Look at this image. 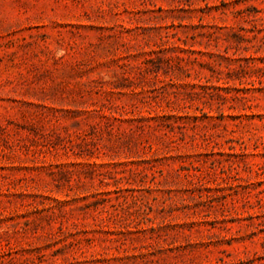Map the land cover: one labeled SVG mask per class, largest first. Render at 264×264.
I'll return each instance as SVG.
<instances>
[{"label": "rangeland", "instance_id": "374dc122", "mask_svg": "<svg viewBox=\"0 0 264 264\" xmlns=\"http://www.w3.org/2000/svg\"><path fill=\"white\" fill-rule=\"evenodd\" d=\"M0 264H264V0H0Z\"/></svg>", "mask_w": 264, "mask_h": 264}]
</instances>
